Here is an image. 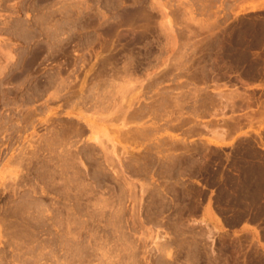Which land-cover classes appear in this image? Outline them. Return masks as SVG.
<instances>
[{"label": "rangeland", "instance_id": "obj_1", "mask_svg": "<svg viewBox=\"0 0 264 264\" xmlns=\"http://www.w3.org/2000/svg\"><path fill=\"white\" fill-rule=\"evenodd\" d=\"M114 8L116 9L115 12L112 10ZM60 9L63 11H60ZM118 10L119 12H117ZM124 11L130 13L140 11L142 15L138 13L139 15L136 17V19L139 18L138 21L135 19L138 24L135 22L137 25L135 24L133 27L128 26L126 22L119 25L120 27L117 26V29H120L114 31L118 35L122 34L118 38L122 37L123 39L119 40L116 34V37L112 34L113 37L107 34L104 28L108 25H114L115 27V21L122 22L123 13H126ZM82 13H84V16ZM116 13L121 15L118 14L117 16ZM60 15H63V18ZM98 19L100 20L98 21ZM36 20L39 23L35 22ZM103 20H107L106 23ZM38 24L42 28H39ZM24 26L27 28H24ZM54 29H57V37H60L56 41L60 44L58 43V46H55L57 48L55 50L50 48V41L52 40H50V37H53ZM71 29L75 30L72 31ZM37 30L42 32L39 33ZM46 33L48 34L46 35ZM134 37H137L138 43L133 41ZM104 39L107 43L103 41ZM5 47L7 49H4ZM5 52L9 57H7V54L5 55ZM0 54L4 57V60H2L3 58L0 56V69L2 70L0 71L3 74V76L0 74V83H2L0 84V264H6V262L17 264L15 259H11L12 252L13 256L17 252L23 258L25 256L23 260L27 258L30 260V257H32L31 253H26L27 251L32 250V253L36 255L38 253L39 255L42 246L51 244L48 240L53 236L50 237L51 233L49 234L52 227L48 223H51V220L47 222L44 216L49 214L53 217L60 213L63 216L59 215L58 218L54 216L52 221L55 219L56 221H54L57 224L63 220L59 227L66 228L67 231L71 227L68 232L72 228H74L72 231L77 232L76 230L79 228L76 234L71 231L75 234H73L74 238L71 235H68V237L70 236V240H75L77 236L75 242H78L81 246L82 244L85 246V242L89 245L85 247H89V251L92 250L91 254L94 256L89 253L91 258L88 257L90 260L87 259L85 262L89 260L90 264H104L106 259V264H109L108 260L112 264H132L134 262L135 264H259V260L252 249L253 238H249L248 235L232 234L231 229L243 221H257L264 225V0H0ZM105 57H109L110 62L114 59L112 64L108 62L104 66L101 65V60ZM91 67L93 68L91 69ZM21 71L24 72L20 73ZM29 71H31L30 74ZM116 72L117 75L119 74L118 76ZM96 73L99 76H96ZM94 74L97 78L93 76ZM26 75H30L29 78ZM59 76L64 78L61 79L63 80L62 83L59 81ZM25 77L27 80L24 79ZM30 77L40 79L37 80L40 86L38 85L39 88H36V94H34L37 98L34 100L33 97L31 101L28 87L26 88L29 85ZM99 77L101 80H99ZM108 77L110 79L113 77V81L111 79L110 82ZM117 77L123 78L122 80L126 84H122L123 81L120 78H118V82ZM150 77H154L156 80ZM53 78H56L59 82L56 79L54 81ZM105 79L108 83L105 82ZM157 80L158 83L152 84L151 89L152 85L149 86L148 84L152 81L157 82ZM22 81L23 85L21 84ZM74 81L77 86H75ZM92 81L98 83L100 81L101 85L104 83L102 87L106 89L100 88L101 85L98 84L99 86H97V83L94 84ZM64 83L65 85L69 84L70 89L75 86V90H78L81 86H83V89L87 87L84 89L85 93L90 88L97 87L99 90L94 91L98 92L97 95L92 93L96 99L91 95L87 99L85 98L88 101L81 102L79 99H75V96L69 98L67 94L69 96L70 93L66 92L67 85L64 89L67 94H62V91L58 97L53 96L55 99H51V95L49 96L50 91L52 90L53 93L56 87H60ZM119 83L125 85L123 87L120 84L122 87L120 86L119 89L123 88L122 90L115 89V86L119 87ZM72 84L75 85L72 86ZM112 84H114V87ZM127 85L129 88L125 89ZM110 86L112 87L110 88ZM1 89H3V92ZM160 89L163 91L166 89L171 97L165 90V95L168 94L166 95L167 100L162 99L166 96L162 95L164 93ZM110 90L111 94H109ZM149 90H151V93ZM99 91L108 94V97L109 95L112 97L113 94L114 101L104 96L109 101L108 103L104 100L105 104L108 103V109L106 108L107 105L104 108V102L102 107L99 104L102 101H95L97 98L99 99V96H102ZM122 91L123 94L125 93L123 96ZM22 94H24V97ZM61 94L68 98L66 99L68 102H65V97H62ZM121 96L123 99L116 98ZM159 96L163 97L160 98ZM134 97H136V100L138 99L136 105H146L153 102V100L157 102L158 106L162 105L157 110L156 103L154 104L155 116L144 115L142 121L137 120L139 122L136 127L141 128L144 126V129L148 127L143 133L146 136L150 134V136L141 135L142 138L139 139V133L136 136L139 139H136L139 141L138 145L135 142L136 146L134 144L136 140L133 141V139H130L131 137L129 138L130 132L125 134L128 135L126 138L128 137L130 141L125 137L122 140L125 135H122L123 131L119 132L117 130L119 127L121 129L120 125L124 119H127L123 115L121 117V113L118 114L120 112L119 110L117 112V109H120L118 103L122 105V100L123 103L127 104L124 101L128 102V98ZM19 98L27 101L28 105L26 103L24 105L26 108L17 105V103H23ZM157 98H160L161 101ZM47 99L49 100L47 101ZM135 99L134 101H136ZM170 99L172 100L170 101ZM116 100H118L117 103ZM9 102L12 104L10 105ZM72 103L75 114L67 115L65 109H69ZM87 103L91 104L93 109ZM94 104L96 105L94 106ZM125 104L122 105L123 107L121 106V109L125 108ZM178 105L179 107H177ZM14 106H18L19 109ZM83 106L86 107L85 110ZM114 107H117L116 113ZM27 108L28 110L31 108L29 115L33 119L29 118L30 123H28L29 119H26L27 122L25 120L23 122L24 118L22 119V113H26L25 109ZM93 111L100 114L96 117L95 113H92ZM111 111L114 113H108ZM76 112L84 113L83 115L92 118L91 120L96 119L94 136L102 134L100 133V131L104 132L102 130H109L106 134L108 137L104 136V133L102 134L103 140H106L104 147L108 149L104 150L103 146L99 144L97 146L98 142L95 141L96 143H94V140L89 139L92 133L86 123L82 122L83 120L79 121L78 117L77 119L73 117ZM90 113L93 115H89ZM159 113L160 115H158ZM109 114L115 116L112 118ZM161 115L163 116L161 117ZM70 116L73 117L74 122L79 121L84 124V126L80 125L84 127L85 133L79 137L75 136L76 138L72 137L71 141L67 137L70 141L67 144L68 139L66 138V141H63L65 135L63 136L62 132L58 130L66 128L63 125L66 123L68 125V122L64 124L62 122H65L64 120ZM102 119L106 121L104 122ZM115 119L119 120L120 123ZM128 119L125 120L129 122L127 123L128 126L135 124L131 120L128 121ZM148 119L149 121H147ZM59 121L60 123H57ZM4 124L5 126H3ZM50 125H53L51 126L53 129ZM127 125L122 127L125 133L128 128ZM54 128H58V130ZM57 131L59 133L56 135ZM140 131L142 132L143 129H140ZM52 135L54 137L58 136L55 138L58 141H55L53 148L50 146L49 149L47 146L50 145L51 139L53 143L55 140ZM44 138L46 141L49 140V142H46L49 145L45 143ZM85 141L87 142L85 143ZM130 142H133L134 145ZM40 143L44 144L41 145ZM129 144L131 145L129 146ZM44 145H47L48 149H43V147L45 148ZM70 146H77L81 150ZM86 147L88 150L84 152ZM101 147H103L104 152ZM61 149L65 152L60 151ZM93 150L94 152H91ZM72 153L76 154L72 155ZM69 154L70 157L76 156L75 162L74 158L67 159ZM93 154L95 155L93 156ZM139 156L140 159H143H137ZM59 157L62 158L61 161H66L60 162ZM55 158L59 159L55 161ZM129 158L134 159V161ZM71 162L74 163V166ZM65 173L66 175H64ZM51 174L53 175L51 176ZM65 188L68 190L65 191ZM17 203L22 205H19V209L25 208V214L23 209L17 212ZM24 203L26 204L25 207H23ZM70 204L74 208L71 209ZM26 207L29 209L27 208V210ZM15 208L17 209L16 213H19L17 219H22L24 215L26 217L23 216V220L27 219V221H22L13 227V224L16 225V222H13L16 219L13 216L14 214L9 213H15V210H13ZM29 210L33 211L30 212ZM37 210L40 211L37 212ZM36 213L39 214V217ZM65 214L66 216H64ZM89 214L91 215L89 216ZM208 214L219 222L222 221L225 228L216 231L214 224L208 220ZM6 216H9V218L7 219ZM67 217L68 220H65ZM39 218H42L45 222L40 221ZM80 218V222H83V224L79 222ZM87 218L89 219L87 220ZM69 219L73 221L69 222ZM7 220L9 223L12 221L13 224L7 223ZM46 222L49 227H47ZM22 223L29 224L26 225L29 227L24 228L25 226ZM34 223L35 226H32ZM65 225L70 226L67 229ZM59 227L60 230L61 227ZM62 228V231H60L64 232ZM19 231L20 233H18ZM28 231L35 238L33 242L32 239L29 242V238H21V235L24 236L29 233ZM33 232H36L35 236L37 238L33 235ZM17 234H21V237ZM102 238H105L104 240L107 243ZM17 240L21 245L24 243L23 247L17 245V242H15ZM69 242L72 243V241ZM75 242H73L72 247L75 250H71L74 253L76 252L77 255L81 254L79 249H77L79 253L76 250L79 246H76ZM92 245L98 247L94 246L93 248ZM103 245H105L104 248H102ZM18 246L20 247L18 248ZM29 247L33 248L30 250ZM48 247H46L47 249L42 248L43 251L41 250L46 257L48 256L46 254ZM82 247L79 248L83 249ZM85 247L84 249H86ZM20 248L24 252L26 251L25 254H22L23 251ZM71 250L67 251L72 253ZM104 250L106 253H110L106 254ZM58 253L63 254V257L65 255L67 259L79 258V256H73L76 253H73V255L69 253V255L67 252L70 257L65 254V251H59ZM96 253L97 255H95ZM43 255L40 256L42 260L40 258L39 263L55 264ZM104 255L106 257L108 255V257L105 258ZM18 259L21 258L18 257ZM81 259L79 258V261L76 262V259L74 262L72 260L71 262L70 260L67 261L70 264L77 262L79 264ZM29 260H26L27 264L30 263ZM24 263L23 261L20 264Z\"/></svg>", "mask_w": 264, "mask_h": 264}, {"label": "bare ground", "instance_id": "obj_2", "mask_svg": "<svg viewBox=\"0 0 264 264\" xmlns=\"http://www.w3.org/2000/svg\"><path fill=\"white\" fill-rule=\"evenodd\" d=\"M65 1H66V0H65ZM2 2H3V1H2ZM66 5H67V4H66ZM71 5H73V4H71ZM74 5H75V4H74ZM109 5H110V4H109ZM111 5H112V4H111ZM114 5H115V4H114ZM60 6H61V5H60ZM63 6H65V5H63ZM112 6H113V5H112ZM115 6H116V5H115ZM141 6H142V5H141ZM37 7H38V6H37ZM77 7H80V6H77ZM107 7H108V6H107ZM113 7H114V6H113ZM50 8H52V7H50ZM115 8H117V7H115ZM115 8L112 9V10H114V12L116 11ZM137 8H138V7H137ZM142 8H143V7H142ZM21 9H22V8H21ZM58 9H59V8H58ZM64 9H65V8H64ZM47 10H48V9H47ZM61 10H62V9H60V11H61ZM66 10H67V9H66ZM68 10H69V9H68ZM71 10H72V9H71ZM121 10H122V9H121ZM143 10H144V9H143ZM62 11H63V10H62ZM83 11H84V10H83ZM140 11H141V10H140ZM140 11H138V12H136V13H135V12H131V13H130V12H126V11H124V12H126V13H123V20H122L121 17H120V19L122 20V22H121V21H120V22H119V21H118V22L115 21L114 23H116V24H115V27H116V28L114 27V25H112V26H111V25H108L107 27L104 28V31H105L107 34H109V35H112V34H113V35L115 36V34H116V35H117V39H119V40L122 39V37H119V38H118V36H121L122 34H121V35H118V34L115 32V31H116L115 29H117V28H118L117 26L121 25L123 22H126V24L128 23V26L130 25V27H131V26L133 27V25L135 26V24H136L135 22H137L138 19H139V18L136 19V17H138V15L140 14ZM49 12H50V11H49ZM53 12H54V11H53ZM72 12H73V11H72ZM117 12H119V10H118ZM63 13H64V12H63ZM68 13H69V12H68ZM84 13H85V11H84ZM84 13H82V15H83ZM86 13H87V11H86ZM111 13H112V12H111ZM138 13H139V14H138ZM34 14H35V13H34ZM61 14H62V13H61ZM69 14H70V13H69ZM87 14H89V13H87ZM118 14H119V13H116L117 16H118ZM52 15H53V14H52ZM57 15H58V14H57ZM70 15H71V14H70ZM70 15H69V16H70ZM73 15H74V13H73ZM73 15H72V16H73ZM78 15H79V13H78ZM80 15H81V14H80ZM105 15H106V14H105ZM116 15H115V16H116ZM120 15H121V14H119V16H120ZM140 15H142V14H140ZM37 16H38V15H37ZM50 16H51V15H50ZM60 16H61V15H60ZM62 16H63V15H62ZM62 16H61V18H63ZM65 16H66V15H65ZM83 16H84V15H83ZM89 16H90V15H89ZM92 16H93V15H92ZM111 16H112V14H111ZM39 17H40V16H39ZM42 17L44 18L45 16H42ZM67 17H68V15H67ZM67 17H66V18H67ZM77 17H78V16H77ZM81 17H82V16H81ZM102 17H103V16H102ZM104 17H105V16H104ZM104 17H103V18H104ZM43 18H42V19H43ZM69 18H70V17H69ZM107 18H108V17H107ZM115 18H116V17H115ZM34 19H35V18H34ZM40 19H41V18H40ZM71 19H72V18H71ZM85 19H86V17H85ZM87 19H89V18H87ZM100 19H101V18H100ZM100 19H98V21H99ZM120 19H118V20H120ZM135 19H136L137 21H135ZM22 20H23V19H22ZM69 20H70V19H69ZM73 20H74V19H73ZM91 20H92V19H91ZM133 20H134V21H133ZM44 21H45V20H44ZM103 21H104V20H103ZM106 21H107V20H106ZM106 21H104V23H106ZM4 22H5V21H4ZM23 22H24V21H23ZM35 22H38V21L36 20ZM35 22H34V24H36ZM47 22H48V21H47ZM47 22H46V23H47ZM88 22H89V21H88ZM92 22H93V21H92ZM139 22H140V21H139ZM18 23H19V22H18ZM25 23H26V22H25ZM38 23H39V22H38ZM48 23H49V22H48ZM53 23H54V22H53ZM81 23H82V22H81ZM94 23H95V22H94ZM94 23H93V24H94ZM102 23H103V22H102ZM49 24H50V23H49ZM49 24H48V27H49ZM76 24H77V23H76ZM83 24H84V23H83ZM90 24H91V23H90ZM98 24H100V23H98ZM109 24H110V23H109ZM126 24H125V25H126ZM137 24H138V22H137ZM137 24H136V25H137ZM25 25H26V24H25ZM36 25H37V24H36ZM38 25H39V24H38ZM42 25H43V24H42ZM45 25H46V24H45ZM50 25H51V24H50ZM79 25H81V24H79ZM87 25H89V24H87ZM123 25H124V24H123ZM16 26H17V25H16ZM19 26H21V25H19ZM39 26H40V25H39ZM51 26H52V25H51ZM83 26H84V25H83ZM85 26H86V25H85ZM94 26H95V25H94ZM101 26H104V25H101ZM105 26H106V25H105ZM10 27H11V26H10ZM32 27H33V26H32ZM37 27H38V26H37ZM46 27H47V26H46ZM53 27H54V26H53ZM53 27H52V28H53ZM119 27H120V26H119ZM136 27H137V26H136ZM141 27H142V26H141ZM24 28H27V27L24 26ZM28 28H29V26H28ZM30 28H31V27H30ZM35 28H36V27H35ZM35 28H34V29H35ZM39 28H42V27L40 26ZM62 28H63V27H62ZM36 29H37V28H36ZM119 29H120V28H119ZM119 29H117V30H119ZM22 30H23V29H22ZM26 30H27V29H26ZM26 30H25V31H26ZM28 30H29V29H28ZM38 30H39V29H38ZM38 30H37V31H38ZM42 30H43V29H42ZM56 30H57V29H54V30H53L55 33L53 32V33H54V34L52 33V34H53V37H50V40L52 39V40L50 41V42H51V43H50V48H51V49L53 48V50L57 49V48H55V46H58V45H57L58 43L60 44V42H56V41L59 40V38H60V37H59V38L57 37L58 34H57ZM64 30H65V28H64ZM64 30H63V31H64ZM71 30L74 31L75 29H74V30L71 29ZM81 30H82V29H81ZM114 30H115V31H114ZM31 31H32V30H31ZM50 31H51V29H50ZM18 32H19V31H18ZM21 32H22V31H21ZM26 32H27V31H26ZM29 32H30V31H29ZM38 32H39V31H38ZM40 32H42V31H40ZM40 32H39V33H40ZM58 32H59V30H58ZM64 32H65V31H64ZM75 32H76V31H75ZM114 32H115V33H114ZM121 32H122V31H121ZM43 33H44V32H43ZM69 33H70V32H69ZM102 33H103V32H102ZM118 33H119V32H118ZM28 34H29V33H28ZM36 34H37V32H36ZM47 34H48V33H46V35H47ZM59 34H60V33H59ZM75 34H76V33H75ZM119 34H120V33H119ZM30 35H31V34H30ZM33 35H34V34H33ZM38 35H39V34H38ZM60 35H61V34H60ZM103 35H104V34H103ZM109 35H108V37H109ZM113 35H112V36H113ZM18 36H19V35H18ZM18 36H17V37H18ZM101 36H102V35H101ZM114 36H113V37H114ZM104 37H105V36H104ZM115 37H116V36H115ZM26 38H27V37H26ZM34 38H35V37H34ZM34 38H33V39H34ZM57 38H58V39H57ZM24 39H25V38H24ZM36 40H37V39H36ZM61 40H62V39H61ZM122 40H123V39H122ZM26 41H27V40H26ZM29 41H30V40H29ZM76 41H77V40H76ZM103 41L106 42V39H104ZM107 41H108V39H107ZM110 41H112V40H110ZM114 41H115V40H114ZM131 41H132V40H131ZM133 41H136V43H138V42H137V37H134V38H133ZM65 42H66V41H65ZM83 43L85 44L86 42H83ZM83 43H82V44H83ZM106 43H107V42H106ZM106 43H105V44H106ZM128 43H129V42H128ZM47 44H49V43H47ZM28 45H29V44H28ZM61 45H62V44H61ZM102 45H103V44H102ZM106 45H108V44H106ZM111 45H112V44H111ZM132 45H133V44H132ZM62 46H63V45H62ZM104 46H105V45H104ZM108 46H109V45H108ZM39 47H40V46H39ZM60 47H61V46H60ZM102 47H103V46H102ZM35 48H37V47H35ZM45 48H47V47H45ZM62 48H63V47H62ZM4 49H7V48L5 47ZM101 49L103 50V48H101ZM48 50H49V49H48ZM53 50H51V51H53ZM3 51H4V50H3ZM3 51H2V52H3ZM33 51H34V50H33ZM46 51H47V49H46ZM56 51H57V50H56ZM7 52H8V51H7ZM49 52H50V51H49ZM57 52H58V51H57ZM57 52H56V53H57ZM60 52H61V51H60ZM25 53H26V52H25ZM53 53H54V52H53ZM6 54H7V53L5 52V55H6ZM8 54H9V52H8ZM8 54H7V57H9ZM12 54H13V53H12ZM30 54H31V53H30ZM108 54H109V53H108ZM2 55H4V54L2 53ZM2 55L0 54V56L3 58V59H2V58H1V59L4 60V57H3ZM10 55H11V54H10ZM24 55H25V54H24ZM47 55H48V54H47ZM52 55H53V54H52ZM54 55H55V54H54ZM109 55H110V54H109ZM104 56H106V55H104ZM27 57H28V56H27ZM50 57H51V56H50ZM96 57H97V55H96ZM109 57H110V56H109ZM109 57H105L103 60H101V61H102V64H101V65L104 66L106 63L108 64V62L112 64V61H113L114 59L110 62ZM5 58H6V57H5ZM28 58H29V57H28ZM32 58H33V57H32ZM10 59H11V56H10ZM10 59H9V60H10ZM33 59H34V58H33ZM42 59H43V58H42ZM111 59H112V58H111ZM7 60H8V59H7ZM46 60H47V59H46ZM99 60H100V59H99ZM28 61H30V60H28ZM5 62H6V60H5ZM42 62H43V61H42ZM24 63H25V62H24ZM100 63H101V62H100ZM100 63H99V64H100ZM6 64H8V63H6ZM95 64H96V63H95ZM3 65H4V63L2 64V66H3ZM19 65H20V64H19ZM101 65H100V66H101ZM0 66H1V65H0ZM27 66H28V65H27ZM93 66H94V65H93ZM107 66H108V65H107ZM107 66H106V67H107ZM4 67H5V66H4ZM20 67H21V66H20ZM23 67H24V66H23ZM23 67H22V68H23ZM95 67H96V66H95ZM1 68H2V67H1ZM5 68H6V67H5ZM5 68H4V69H5ZM16 68H17V67H16ZM24 68H25V67H24ZM92 68H93V67H91V69H92ZM102 68H103V67H102ZM10 69H11V68H10ZM99 69H100V68H99ZM99 69H98V70H99ZM103 69H104V68H103ZM165 69H166V68H165ZM0 70H1V69H0ZM7 70H8V68H7ZM7 70H6V71H7ZM21 70H22V69H21ZM23 70H24V69H23ZM26 70L28 71L27 68H26ZM32 70H34V69H32ZM120 70H121V69H120ZM1 71H2V70H1ZM1 71H0V74H2ZM12 71H13V70H12ZM88 71L90 72L91 70H88ZM93 71H94V70H93ZM104 71H105V70H104ZM126 71H127V70H126ZM163 71H164V69H163ZM3 72H4V71H3ZM23 72H24V71H23ZM23 72L21 71L20 73H23ZM32 72H33V71H32ZM59 72H60V70H59ZM59 72H58V73H59ZM105 72H106V71H105ZM113 72H114V74H115V69H114ZM117 72L119 73V71H117ZM117 72H116V75H117ZM26 73H27V72H26ZM30 73H31V71H29V74H30ZM60 73H61V72H60ZM98 73H99V72H98ZM98 73H96V76H97V75L99 76ZM100 73H102V72H100ZM121 73H122V72H121ZM163 73H164V72H163ZM9 74H10V73H9ZM14 74H15V73H14ZM17 74H18V73H17ZM102 74H103V73H102ZM112 74H113V73H112ZM24 75H25V74H24ZM24 75H22V76L24 77ZM55 75H56V74H55ZM89 75H90V74H89ZM100 75H101V74H100ZM116 75H113V76H116ZM118 75H119V74H118ZM118 75H117V76H118ZM122 75H123V74H122ZM1 76H3V74H2ZM26 76H27V75H26ZM29 76H30V75H29ZM29 76H27V77L29 78ZM32 76H33V75H32ZM37 76H39V75H37ZM93 76L96 77L95 74H94ZM162 76H163V75H162ZM167 76H168V75H167ZM167 76H166V77H167ZM17 77H19V76H17ZM20 77H21V76H20ZM54 77H55V76H54ZM57 77H58V76H57ZM59 77H60V80H59V81H60V82H61V81L63 82V80H61L63 77H62V78H61V76H59ZM101 77H102V75H101ZM105 77H106V76H105ZM105 77H104V78H105ZM168 77H169V76H168ZM14 78H15V77H14ZM30 78H31V79H29V81H28V82H29V85L27 84L28 86H26V88L28 87L27 90H29V91H28V93H29V95H30V96H29V99H30V101H31L33 97H34V100L37 98L36 96H34V94H36V93H35V90H36V88H39L40 85H39V83H38V81H37V80L39 79L38 77H37L38 79H36L35 77H30ZM46 78H47V77H46ZM49 78H50V77H49ZM96 78H97V77H96ZM99 78H100V77H99ZM108 78H109V77H108ZM112 78H113V77H112ZM112 78H111V79H112ZM118 78L121 79V77H117V78H116L117 81H118ZM150 78H152V77H150ZM153 78H154V77H153ZM153 78H152V79H153ZM11 79H12V78H11ZM19 79H20V78H19ZM24 79L27 80L26 77H25ZM53 79H54V78H53ZM55 79H56V78H55ZM55 79H54V81H55ZM63 79H64V78H63ZM66 79H68V78H66ZM66 79H65V80H66ZM111 79L109 78L110 82H111ZM120 79H119V80H120ZM122 79H123V78H122ZM122 79H121V81H123ZM130 79H131V78H130ZM148 79H149V78H148ZM154 79L156 80V78H154ZM157 79H158V78H157ZM12 80H13V79H12ZM39 80H40V79H39ZM48 80H50V79H48ZM48 80H47V81H48ZM56 80H57V79H56ZM83 80H84V79H83ZM86 80H87V79H86ZM92 80H93V79H92ZM99 80H101V78H100ZM105 80H106V79H105ZM125 80H126V79H125ZM128 80H129V79H128ZM136 80L138 81V79H136ZM149 80H150V79H149ZM9 81H10V80H9ZM20 81H21V80H20ZM52 81H53V80H52ZM57 81H58V80H57ZM57 81H56V82H57ZM59 81H58V82H59ZM96 81H97V79H96ZM96 81H95V82H96ZM112 81H113V79H112ZM129 81H130V80H129ZM147 81H148V80H147ZM150 81H151V80H150ZM159 81H160V80H159ZM4 82H5V81H4ZM40 82H42V81H40ZM62 82H61V83H62ZM64 82H65V81H64ZM70 82H71V80H70ZM74 82H75V81H74ZM92 82H94V81H92ZM92 82H91V84H92ZM95 82H94V84H95ZM105 82H107V80H106ZM118 82H119V81H118ZM134 82H135V80H134ZM26 83H27V82H26ZM54 83H55V82H54ZM67 83H68V82H67ZM89 83H90V82H89ZM96 83H97V86L101 85V84H100V81H99V83H98V82H96ZM107 83H108V82H107ZM129 83H130V82H129ZM129 83H128V85L130 86ZM131 83H132V82H131ZM140 83H141V82H140ZM147 83H148V82H147ZM156 83H158V80H157V82H153V81H152V83L150 82V84H148V85L151 86L152 84H156ZM0 84H2V83H0ZM21 84L23 85V81H22ZM40 84H44V83H40ZM51 84H52V83H51ZM59 84H60V83H59ZM59 84H57V85H59ZM75 84H76V85H75ZM75 84H72V86H74V85L77 86V83H76V82H75ZM80 84H81V83H80ZM94 84H93V87L95 86ZM98 84H99V85H98ZM103 84H104V83H103ZM103 84H102L101 86H99V87L101 88V87L103 86ZM120 84H121V83H119V87H116V86H115V89H117V88L119 89L120 86H121L122 84H126V83H124V81H123L122 84H121V85H120ZM132 84L134 85V83H132ZM38 85H39V86H38ZM48 85H49V83H48ZM48 85H47V86H48ZM66 85H67V84H66ZM66 85H65V83H64V85L62 84V85H60V87H59V86L56 87V89L54 90L53 93H52V90L50 91L51 93L48 92V93H49V96L51 95L50 97H52L51 99H55V98H53V96L58 97L59 94L63 91L62 94H64V93L67 94L66 92H68V93H70V95L68 96V94H67V97H69V98H71V97L74 98V96H75V99H79L80 102H81V101L86 100L90 95H91V96H94V98H95V95H94V94H96V93H98V92H94V91H98V90H99V88L97 89V87H96V88L94 87V88H92V89H91V88H90V89L88 88L89 91H87V92L85 93L84 89L87 88L86 86H85L86 88H84V89H83V86H81V87H79L78 90H77V89L75 90V89H74L75 86H74V88H73L74 90H73L72 88L70 89V86H69V84H68V85H67L66 92H65L64 89L66 88ZM86 85H88V84H86ZM105 85H106V83H105ZM105 85H104V86H105ZM112 85H113V87H114V84H112ZM115 85H116V83H115ZM117 85H118V84H117ZM128 85H127V86H128ZM136 85H137V84H136ZM136 85H135V86H136ZM142 85H143V84H142ZM144 85H145V83H144ZM148 85H147V86H148ZM157 85H158V84H157ZM17 86H18V85H17ZM42 86H43V85H42ZM54 86H55V84L53 85V87H54ZM68 86H69V87H68ZM107 86H108V84H107ZM122 86L124 87L125 85H122ZM122 86H121V87H122ZM127 86L125 87V89L129 88V86H128V87H127ZM154 86H156V85H154ZM160 86H161V85H160ZM160 86H159V87H160ZM53 87H52V88H53ZM91 87H92V86H91ZM111 87H112V86H110V88H111ZM152 87H153V85L151 86V89H152ZM156 87H157V86H156ZM156 87H155V88H156ZM159 87H158V88H159ZM16 88H18V87H16ZM45 88H47V87H45ZM50 88H51V87H50ZM77 88H78V87H77ZM147 88H148V87H147ZM164 88H165V87H164ZM164 88H163V89H164ZM6 89H7V88H6ZM11 89H12V88H11ZM21 89H22V88H21ZM96 89H97V90H96ZM102 89H104V88L102 87ZM105 89H106V88H105ZM105 89H104V90H105ZM122 89H123V88H122ZM122 89H119V90H122ZM125 89H124V91H126ZM148 89H149V88H148ZM2 90H3V89H1V91H2ZM37 90H39V89H37ZM45 90H46V89H45ZM67 90H68V91H67ZM119 90H118V91H119ZM131 90H132V89H131ZM137 90H138V89H137ZM139 90H142V89H139ZM157 90H159V89H157ZM160 90H161V89H160ZM165 90H166V89H165ZM165 90H164V91H165ZM25 91H26V90H25ZM41 91H43V90H41ZM101 91H103V90H101ZM107 91H108V88H107ZM129 91H130V90H129ZM143 91H144V90H143ZM143 91H142V92H143ZM161 91H163V90H161ZM164 91H163V93H164ZM2 92H3V91H2ZM22 92H24V91H22ZM88 92H89V93H88ZM112 92H113V91H112ZM119 92H120V91H119ZM126 92H128V91H126ZM144 92H146V91H144ZM144 92H143V93H144ZM149 92L151 93V90H149ZM166 92H167V90H166ZM39 93H40V92H39ZM43 93H44V92H43ZM43 93H42V94H43ZM48 93H47V95H48ZM92 93H94V94H92ZM100 93H101V94H100ZM107 93H108V92H107ZM113 93H114V92H113ZM128 93H129V92H128ZM135 93H136V91H135ZM146 93H147V92H146ZM154 93H155V92H154ZM158 93H159V92H158ZM167 93L169 94V92H167ZM20 94H21V92H20ZM25 94H26V93H25ZM62 94H61V96H62ZM99 94L102 95L101 97H104V96H106V98L108 97V94L106 95L105 93H102V92H100V91H99ZM99 94H98V96H99ZM109 94H111V90H110V93H109ZM114 94H115V93H114ZM117 94H118V93H117ZM124 94H125V93H124ZM124 94H123V91H122V96H123ZM156 94H157V93H156ZM156 94H154V95H156ZM159 94H160V93H159ZM161 94H162V93H161ZM168 94H166V95H168ZM3 95H4V94H3ZM23 95H24V94H22V96H23ZM26 95H27V94H26ZM39 95H40V94H39ZM39 95H37V96H39ZM47 95H46V96H47ZM96 95H97V94H96ZM127 95H128V94H127ZM136 95H137V94H136ZM145 95H146V94H145ZM147 95H148V94H147ZM147 95H146V96H147ZM162 95H165V93L162 94ZM166 95H165V96H166ZM169 95H170V94H169ZM12 96H13V95H12ZM17 96H18V95H17ZM61 96H60V97H61ZM63 96L65 97V95H63ZM63 96H62V97H63ZM98 96H97V97H98ZM115 96H116V94H115ZM122 96H121V97H122ZM138 96H139V95H138ZM146 96H145V97H146ZM150 96H151V95H150ZM20 97H21V96H20ZM23 97H24V96H23ZM23 97H22V99H24ZM26 97H27V96H26ZM50 97H49V98H50ZM67 97H65V100L68 99ZM101 97L99 96V99H100V100L97 98V100H95V101H96V102H100V101H102V102H100L99 104H101L102 107H103V105H104V108H105V105H107V106H106V108H107V107H108V103H109V101L106 100L105 97H104L103 99H102ZM112 97H113V94H112ZM112 97H110V95H109L108 98H109L110 100H113ZM121 97H120V98L116 97V98H117V99H123V97H122V98H121ZM127 97H128V96H127ZM129 97H131V96L129 95ZM154 97H155V96H154ZM159 97L162 98L163 96H162V97L159 96ZM170 97H171V95H170ZM12 98H13V97H12ZM85 98H86V99H85ZM91 98H92V97H91ZM114 98H115V97H114ZM135 98H136V97H134V98H128V99H129L128 102L125 100L124 102H126L127 104L123 103V101L121 100L122 105L125 104V105H124L125 108H124V109H121L123 106L121 105V103H118L119 106H120V109H121V110H120L119 108L117 109V112H118V110L120 111V112H118V114L121 113V115H120L121 117H122V115H123L125 118H127V119L129 118L128 121L131 120V122H134V123H135L134 125L128 126L127 123H129V122H126L127 119H124L123 122H122V124L120 125L122 130L120 129V127H119V129L117 128V130H118L119 132H120V131H121V132L123 131L122 135L128 134V133L130 132V133H129V135H130L129 138L131 137L130 139H131V140L133 139V141L136 140V139H138L136 136H137L139 133H140V135H138L139 139L142 138L141 135L146 136V135H144V133H145L146 129L148 128V127H146V128L144 129V128H143L144 126L141 127V128H137V127H136V124H138V122L142 119V117H143L144 115H146V116H147V115H149V116L152 115V117H153V115H154V110H156V109H155V105H154L155 103H156V106H157V107H156L157 110H159L158 107L160 106V105L158 106V104H157V102H155V100H153L154 103L151 102V103H148V104L144 103V104H146V105H140V104H139V105H138V104L136 105V103L138 102V101H137L138 99L136 100ZM152 98H153V97H152ZM155 98H156V97H155ZM160 98H157V99H160ZM164 98L166 99L167 96H166V97H163L162 99H164ZM172 98H173V97H172ZM1 99H2V98H1ZM4 99H5V98H4ZM19 99H20L21 102L23 101V100H21V98H19ZM19 99H18V100H19ZM75 99H74V100H75ZM95 99H96V98H95ZM101 99H102V100H101ZM124 99H125V97H124ZM134 99H135L136 101H134ZM146 99H147V97H146ZM177 99H178V98H177ZM48 100H49V99H47V101H48ZM60 100H61V99H60ZM69 100H70V99H69ZM104 100L108 101V103L105 104L106 102H104ZM142 100H143V99H142ZM166 100H167V99H166ZM168 100H169V99H168ZM171 100H172V99H170V101H171ZM174 100H176V99H174ZM2 101H3V100H2ZM7 101H8V100H7ZM7 101H6V102H7ZM36 101H37V100H36ZM86 101H88V100H86ZM113 101H114V100H113ZM117 101H118V100H116V103H117ZM139 101H140V100H139ZM144 101H145V100H144ZM150 101H151V100H150ZM156 101H157V100H156ZM160 101H161V99H160ZM164 101H165V100H164ZM177 101H178V100H177ZM6 102H5V103H6ZM10 102H11V101H10ZM10 102H9V103H10ZM12 102H13V100H12ZM15 102H16V101H15ZM17 102H18V101H17ZM26 102H27V101L25 100V101H23L22 104H21V103H20V104L17 103V105H20V106H23V107H24V105H25ZM65 102H68V101L66 100ZM77 102H78V100H77ZM77 102H76V103H77ZM96 102H95V103H96ZM103 102H104V103H103ZM148 102H149V101H148ZM158 102H159V101H158ZM165 102H166V101H165ZM0 103H1V102H0ZM31 103H33V102H31ZM31 103H30V104H31ZM91 103H92V102H91ZM102 103H103V105H102ZM159 103H160V102H159ZM162 103H163V102H162ZM168 103H170V102H168ZM2 104H3V103H2ZM11 104H12V103H10V105H11ZM26 104H27V103H26ZM81 104H82V103H81ZM87 104H88V103H87ZM111 104H112V102H111ZM141 104H143V103H141ZM164 104H165V103H164ZM171 104H172V103H171ZM174 104H175V103H174ZM178 104H179V103H178ZM27 105H28V104H27ZM64 105H65V104H64ZM74 105H75V103H74ZM78 105H79V104H78ZM88 105H90V107H91V104H88ZM95 105H96V104H94V106H95ZM97 105H98V103H97ZM169 105H170V104H169ZM7 106H9V105H7ZM86 106H87V105H86ZM101 106H100V107H101ZM116 106H117V105H116ZM121 106H122V107H121ZM161 106H162V105H161ZM161 106H160V108H161ZM163 106H164V105H163ZM12 107H13V105H12ZM14 107H16V106H14ZM79 107H80V106H79ZM81 107H82V106H81ZM83 107H85V106H83ZM96 107H98V106H96ZM112 107H113V105H112ZM112 107H111V108H112ZM117 107H118V106H117ZM117 107H114V108H115V113H116V108H117ZM164 107H165V106H164ZM164 107H163V108H164ZM167 107H168V106H167ZM167 107H166V109H167ZM177 107H179V105H178ZM8 108H9V107H8ZM16 108H18V106H17ZM21 108H22V107H21ZM24 108H26V107H24ZM28 108H29V107H28ZM28 108L25 109V110H26V113L24 112L25 114L22 113V115H23V116H22V119L24 118V119H23V122H25V121L27 122L26 119H29V118H30V115H29L30 112H29V111L31 110V108H30V110H28ZM64 108H65V107H64ZM88 108H89V107H88ZM91 108H92V107H91ZM98 108H99V107H98ZM109 108H110V107H109ZM10 109H11V108H10ZM18 109H19V108H18ZM78 109H79V108H78ZM85 109H86V107L84 108V110H85ZM92 109H93V108H92ZM96 109H97V108H96ZM107 109H108V108H107ZM23 110H24V109H23ZM25 110H24V111H25ZM80 110H83V109H80ZM112 110H113V109H112ZM32 111H33V110H32ZM32 111H31V112H32ZM96 111H97V110H96ZM106 111H107V110H106ZM162 111L164 112L163 109H162ZM33 112H34V111H33ZM74 112H75V110H74L73 103H72V105L69 107V109H65V113H66L67 115L75 114ZM97 112H100V111H97ZM112 112H113V111L108 112V113H112ZM158 112H159V111H158ZM19 113H20V112H19ZM34 113H35V112H34ZM34 113H31V114L33 115ZM82 113H83V112H82ZM88 113H89V112H88ZM92 113H95V116H96V115L98 116V114H100V113L96 114V112H94V111H93ZM92 113H90L89 115H91ZM113 113H114V112H113ZM155 113H157V112H155ZM161 113H162V112H161ZM83 114H84V113H83ZM83 114L76 112V115H75V116L72 115V116L75 117L76 119H77V117H78V120H79V121H80V120H83L82 122L86 123V125L88 126V128L90 129V131H91V133H92V135L89 137V139H91L92 141L94 140V143L98 142V143H97V146H98V144H99V145H101V146L104 147V146L106 145V143H104L106 140H103L104 137L102 138V136H103V135L105 136L106 134H108L109 130H107L108 132L105 131V130H102V131H104V132H101V131H100V133H102V134L104 133L103 135H102V134H100V135L97 134V135L94 136L93 133H94L95 125H96V119L91 120L92 118L90 119V117L84 116ZM86 114H87V113H86ZM126 114H127V116H126ZM8 115H9V114H8ZM32 115H31V116H32ZM92 115H93V114H92ZM109 115H110V114H109ZM158 115H160V113H159ZM158 115H157V116H158ZM6 116H7V115H6ZM97 116H96V117H97ZM110 116H112V115H110ZM113 116H115V115L113 114ZM113 116H112V118H113ZM154 116H155V115H154ZM162 116H163V115H161V117H162ZM9 117H10V115H9ZM73 117L70 116L68 119H66L67 121L63 119V120L65 121V122H62L63 124L66 123V122H68V125H67V123H66L65 125L62 124L64 127L66 126V128H63V129H61V130H58V128H57V129L54 128L55 130H58L59 132H62V135H63V136L65 135V138H63V141H64L67 137L70 138V141H71V138H72V137H75V136H78V137H79V136H81L83 133H85V132H84L85 129H84V127H83L84 124L80 123V122L77 121L76 119H75V120H76L77 122H74ZM101 117H102V115L100 116V118H101ZM116 117H117V116H116ZM116 117H115V118H116ZM144 117H145V116H144ZM152 117H150V118H152ZM158 117H159V116H158ZM158 117H157V118H158ZM13 118H14V116H13ZM15 118H16V117H15ZM18 118H20V117H18ZM71 118H72V119H71ZM100 118H99V119H100ZM30 119H33V118H30ZM30 119L28 120V121H29L28 123H30ZM61 119H62V118H61ZM118 119L120 120V118H118ZM138 119H139V121L137 122ZM8 120H9V119H8ZM10 120H12V119H10ZM16 120H17V119H16ZM18 120H19V119H18ZM20 120H21V119H20ZM24 120H25V121H24ZM100 120H101V119H100ZM102 120H103L104 122L106 121V120H104V119H102ZM111 120H113V119H111ZM115 120H116V119H115ZM119 120H116V121H118V122L120 123ZM125 120H126V121H125ZM152 120H153V119H152ZM154 120H155V119H154ZM0 121H1V120H0ZM31 121H32V120H31ZM61 121H62V120H61ZM113 121H114V120H113ZM141 121H142V120H141ZM147 121H149V119H148ZM8 122H9V121H8ZM10 122H13V121H10ZM14 122H15V120H14ZM14 122H13V123H14ZM19 122H20V121H19ZM2 123H3V122H2ZM21 123H22V122H21ZM57 123H60V121L57 122ZM119 123H118V124H119ZM0 124H1V123H0ZM14 124H15V123H14ZM26 124H27V123H26ZM31 124H32V123H31ZM80 124H82L83 126L80 125ZM8 125H9V123H8ZM11 125H13V124H11ZM21 125H22V124H21ZM28 125H29V124H28ZM57 125H58V124H57ZM57 125H56V126H57ZM86 125H85V127H86ZM126 125L128 126V128L126 129V133H125V130H124L122 127H124V126H126ZM3 126H5V124H4ZM3 126H2V127H3ZM14 126H15V125H14ZM14 126H13V127H14ZM51 126H53V125H50V127H51ZM54 126H55V125H54ZM152 126H153V125H152ZM8 127H9V126H8ZM106 127H107V125H106ZM108 127H109V126H108ZM158 127H160V126H158ZM10 128H11V127H10ZM18 128H20V127H18ZM51 128L53 129V127H51ZM61 128H62V127H61ZM149 128H150V126H149ZM20 129H21V128H20ZM48 129H49V128H48ZM52 129H51V131H52ZM59 129H60V128H59ZM104 129H105V128H104ZM106 129H107V128H106ZM114 129H115V128H114ZM140 129H141V130L143 129V131H142V132H141V131L139 132ZM4 130H6V129H4ZM9 130H10V129H9ZM9 130H8V131H9ZM55 130H54V131H55ZM144 130H145V131H144ZM148 130H149V129H148ZM153 130H154V129H153ZM6 131H7V130H6ZM13 131H14V129H13ZM47 131L49 132L50 130H47ZM58 131H57V133L55 132L56 135L59 133ZM86 131H87V130H86ZM118 131H117V132H118ZM52 132H53V131H52ZM52 132H51V133H52ZM105 132H107V133H105ZM117 132H116V134H117ZM119 132H118V133H119ZM143 132H144V133H143ZM150 132H151V130H150ZM55 133H54V134H55ZM111 133H112V132H111ZM114 133H115V132H114ZM141 133H142V134H141ZM148 133H149V132H148ZM10 134H11V132H10ZM10 134H9V135H10ZM13 134H14V133H13ZM48 134H49V133H48ZM109 134H110V133H109ZM98 135H99V136H98ZM112 135H113V134H112ZM151 135H152V134H151ZM43 136H45V135H43ZM47 136H49V135H47ZM47 136H46V138H47ZM52 136H53V135H52ZM52 136H50V137H52ZM63 136H62V137H63ZM87 136H88V134H87ZM106 136H107V135H106ZM126 136H128V135L123 136V139L121 138L122 136H121L120 138H121L122 140H124V137H125V139L128 138V137L126 138ZM147 136H150V134L147 135ZM147 136H146V137H147ZM8 137H9V136H8ZM41 137H42V136H41ZM50 137H49V138H50ZM57 137H58V136H57ZM57 137H54V136H53L54 139L57 138ZM60 137H61V134H60ZM107 137H108V136H107ZM151 137H152V136H151ZM13 138H14V137H13ZM68 138H67V139H68ZM75 138H76V137H75ZM86 138H87V137H86ZM101 138H102V139H101ZM117 138H119V137H117ZM129 138H128V140H129ZM44 139H45V138H44ZM78 139H79V138H78ZM139 139H138V140H139ZM151 139H152V138H151ZM42 140H43V139H42ZM59 140H60V139H59ZM85 140H86V139H85ZM108 140H109V138H108ZM148 140H149V138H148ZM172 140H173V139H172ZM55 141H58V140L55 139V140H54V143H53V141H52V139H51V141H50L51 143H49V144H50V145H49V144L46 143V142H49V140L46 141V139H45V143H46L47 145H49V146L44 145L45 148L43 147V149H48V148L50 149L52 146H54ZM61 141H62V140H61ZM63 141H62V142H63ZM65 141H66V140H65ZM68 141H69V139L66 141L67 144H68ZM70 141H69V142H70ZM79 141H80V140H79ZM95 141H96V142H95ZM129 141H130V140H129ZM144 141H145V139H144ZM77 142H78V140H77ZM86 142H87V141H85V143H86ZM107 142H108V141H107ZM135 142H136V144L138 145V142H139V141H137V140L134 141V144H135ZM56 143L58 144V142H56ZM60 143H61V142H60ZM63 143H64V142H63ZM63 143H61V144H63ZM73 143H74V139H73ZM85 143H84V144H85ZM130 143L133 144V142H130ZM140 143H141V141H140ZM38 144H39V143H38ZM40 144L43 145L44 143H43V144L40 143ZM64 144H66V143H64ZM67 144H66V145H67ZM70 144H71V143H70ZM88 144H89V143H88ZM131 144H129V146H130ZM134 144H133V145H134ZM136 144H135V146H136ZM58 145H59V144H58ZM58 145H57V147H58ZM66 145H65V146H66ZM74 145H75V144H74ZM91 145L93 146V144H91ZM46 146H47L48 148H47ZM50 146H51V147H50ZM67 146H68V145H67ZM67 146H66V148H67ZM82 146H83V145H82ZM87 146H88V145H87ZM92 146H91V147H92ZM94 146H95V145H94ZM108 146H109V145H108ZM108 146H106V147H108ZM114 146H115V145H114ZM57 147H56V148H57ZM62 147H64V146H62ZM62 147H61V148H62ZM70 147H71V146H70ZM72 147H76V148H78V150L80 149V148L77 147V146H72ZM72 147H71V148H72ZM80 147H81V145H80ZM84 147H85V145H84ZM103 147H101V150H102ZM141 147H142V146H141ZM37 148H38V147H37ZM40 148H41V146H40ZM52 148H53V147H52ZM59 148H60V147H59ZM59 148H58V149H59ZM66 148L64 147L65 150L68 149V148H67V149H66ZM81 148H82V147H81ZM92 148H93V147H92ZM110 148H113V147H110ZM125 148H126V147H125ZM130 148H131V147H130ZM150 148H151V147H150ZM35 149H36V147H35ZM54 149H55V148H54ZM90 149H91V148H90ZM95 149H96V148H95ZM106 149H108V148H106ZM106 149H105V147H104V150H106ZM128 149H129V148H128ZM62 150H63V149H61L60 151H62ZM76 150H77V149H76ZM80 150H81V149H80ZM84 150H85L84 152H86V150H88L87 147H86ZM91 150H92V149H91ZM111 150H112V149H111ZM111 150H110V151H111ZM32 151H34V150H32ZM63 151H64V150H63ZM68 151H69V150H68ZM73 151H74V150H73ZM89 151H90V150H89ZM102 151H103V150H102ZM35 152H36V151H35ZM58 152H59V150H58ZM64 152H65V151H64ZM71 152H72V151H71ZM82 152H83V151H82ZM91 152H94V150L91 151ZM103 152H104V151H103ZM107 152H108V151H107ZM149 152H150V151H149ZM40 153H41V152H40ZM145 153H146V152H145ZM32 154H33V152H32ZM37 154H38V153H37ZM60 154H61V153H60ZM62 154H63V153H62ZM67 154H68V153H67ZM73 154H74V153H72V155H73ZM75 154H76V153H75ZM75 154H74V155H75ZM77 154H78V153H77ZM79 154H81V153L79 152ZM150 154L152 155V153H150ZM65 155H66V154H65ZM81 155H82V154H81ZM81 155H80V156H81ZM83 155H85V154H83ZM86 155H87V154H86ZM90 155H91V154H90ZM90 155H89V156H90ZM94 155H95V154H93V156H94ZM98 155H99V154H98ZM111 155H112V154H111ZM146 155H147V154H146ZM48 156H49V155H48ZM59 156H60V155H59ZM112 156H113V155H112ZM126 156H127V155H126ZM131 156H132V155H131ZM134 156H136V155L134 154ZM34 157H35V156H34ZM38 157H39V156H38ZM49 157H51V156H49ZM57 157H58V156H57ZM61 157H63V156H61ZM61 157H59V158H60V162L66 161V160L61 161V159H62ZM75 157H76V156H74V157H73V156L70 157V154H69V157H67V159L74 158V159H75L74 162H75V161H76V158H75ZM86 157H87V156H86ZM108 157H109V156H108ZM115 157H116V156H115ZM148 157H149V154H148ZM151 157H152V156H151ZM36 158H37V157H36ZM51 158H52V157H51ZM59 158H57V159H59ZM80 158H81V157H80ZM87 158H88V157H87ZM87 158H86V159H87ZM89 158H90V157H89ZM92 158H93V157H92ZM125 158H126V157H125ZM130 158H131V157H130ZM130 158H129V159H130ZM135 158H137V157H135ZM149 158H150V157H149ZM47 159H49V158H47ZM57 159L55 158L54 160L57 161ZM64 159H65V157H64ZM77 159H78V158H77ZM90 159H91V158H90ZM111 159H112V158H111ZM137 159H140V156H139V158H137ZM142 159H143V158H142ZM142 159H140V160H142ZM144 159H145V158H144ZM38 160H39V159H38ZM70 160H71V159H70ZM78 160H79V159H78ZM91 160H92V159H91ZM102 160H103V159H102ZM108 160H110V159H108ZM130 160H131V159H130ZM178 160H180V159H178ZM55 161H54V163H55ZM79 161H80V160H79ZM131 161H134V159L131 160ZM136 161L138 162V160H136ZM136 161H135V162H136ZM45 162H46V161H45ZM51 162H52V161H51ZM69 162H70V161H69ZM72 162H73V161H72ZM72 162H71V164H72ZM122 162H123V161H122ZM64 163H65V162H64ZM67 163H68V162H67ZM76 163H77V162H76ZM78 163H79V162H78ZM104 163H105V162H104ZM107 163H108V162H107ZM111 163H112V162H111ZM170 163H171V162H170ZM36 164H37V163H36ZM49 164H51V163H49ZM71 164H70V165H71ZM108 164H109V163H108ZM120 164H121V163H120ZM135 164H136V163H135ZM171 164H172V163H171ZM171 164H170V165H171ZM38 165H39V164H38ZM52 165H53V164H52ZM55 165H56V164H55ZM55 165H54V166H55ZM58 165H59V164H58ZM72 165L74 166V163H73ZM76 165H77V164H76ZM76 165H75V166H76ZM130 165H131V164H130ZM56 166H57V165H56ZM68 166H69V164H68ZM73 166H70V167L72 168ZM136 166H137V165H136ZM28 167H29V166H28ZM63 167H64V166H63ZM66 167H67V164H66ZM76 167H77V166H76ZM78 167H79V166H78ZM52 168H53V167H52ZM60 168H62V167H60ZM137 168H138V167H137ZM147 168H148V167H147ZM46 169H47V168H46ZM50 169H51V168H50ZM64 169H65V167H64ZM77 169H78V168H77ZM98 169H100V168H98ZM104 169H105V168H104ZM129 169H130V167H129ZM55 170H56V169H55ZM79 170H80V169H79ZM99 171H101V170H99ZM99 171H98V172H99ZM32 172H33V171H32ZM56 172H57V171H56ZM62 172H63V170H62ZM34 173H35V172H34ZM58 173H59V172H58ZM63 173H64V172H63ZM76 173H77V172H76ZM44 174H45V173H44ZM78 174H79V173H78ZM99 174H100V173H99ZM52 175H53V174H51V176H52ZM60 175H62V174H60ZM64 175H66V173H65ZM74 175H75V174H74ZM43 176H44V175H43ZM100 176H101V175H100ZM40 177H41V176H40ZM58 178H59V177H58ZM67 178H68V177H67ZM69 178H70V177H69ZM72 178H73V177H72ZM97 178H98V177H97ZM70 179H71V178H70ZM54 180H55V179H54ZM43 181H44V180H43ZM70 183H71V182H70ZM77 183H78V182H77ZM80 184H81V183H80ZM73 185H74V184H73ZM12 188H13V187H12ZM67 188H68V187H67ZM67 188H65V191H66ZM67 190H68V189H67ZM69 190H70V189H69ZM65 191H64V192H65ZM10 193H11V192H10ZM13 193H14V192H13ZM55 193H56V192H55ZM68 195H69V194H68ZM68 195H67V196H68ZM73 196H74V195H73ZM68 197H69V196H68ZM29 198H30V197H29ZM63 198H64V196H63ZM66 198H67V197H66ZM67 199H69V198H67ZM21 201H22V200H21ZM68 201H69V200H68ZM73 201H74V200H73ZM76 202H77V201H76ZM35 203H36V202H35ZM35 203H34V204H35ZM55 203H56V202H55ZM65 203H66V202H65ZM71 203H72V202H71ZM77 203H78V202H77ZM80 203H81V202H80ZM15 204H16V203H15ZM22 204H23V203H22ZM29 204H30V203H29ZM74 204H75V203H74ZM17 205H18V206H17V207H18V208H17L18 210H17L16 208L13 209V210H15V211H14L15 213H16V210H17V212H20L21 209H23V210L25 209V208H21V209H19V207H20L19 205H21V204H18V203H17ZM25 205H26V204L24 203L23 207H25ZM56 205H57V204H56ZM67 205H68V204H67ZM76 205H77V204H76ZM8 206H9V205H8ZM21 206H22V205H21ZM27 206H28V205H27ZM29 206H30V205H29ZM29 206H28V207H29ZM31 206H32V205H31ZM69 206L71 207V204H70ZM101 206H102V205H101ZM111 206H112V205H111ZM14 207H15V205H14ZM28 207H26V209H27ZM37 207H38V205H37ZM51 207H52V206H51ZM51 207H50V208H51ZM70 207H69V209H70ZM72 207H73V206H72ZM72 207H71V209H72ZM31 208H32V207H31ZM31 208H30V209H31ZM47 208H49V207H47ZM73 208H74V207H73ZM28 209H29V208H28ZM28 209H27V210H28ZM44 209H45V208H44ZM51 209H52V208H51ZM69 209H68V211H69ZM71 209H70V210H71ZM76 209H77V208H76ZM86 209H87V208H86ZM117 209H118V208H117ZM33 210H34V209H33ZM33 210H31V211H33ZM118 210H119V209H118ZM29 211H30V210H29ZM31 211H30V212H31ZM39 211H40V210H39ZM39 211L37 210V212H39ZM42 211H43V210H42ZM24 212H25V210L23 211V213H24ZM46 212H47V211H46ZM52 212H53V210H52ZM55 212H56V211H55ZM72 212H74V211H72ZM79 212H80V209H79ZM15 213H9V214H12V215L14 214L13 216H14V218H15L16 220L13 219V220H14L13 222H16V225L13 224V223H11L12 221H10V223H9L8 220H7V223H9V224H11V225L13 224L12 226L14 227V226H17V224H20L22 221H25V220L27 221V219L23 220V216H24V215L22 216V219H19V220H18V219H17V218H18L17 214H19V213H16V216H15ZM21 213H22V211H21ZM23 213H22V214H23ZM25 213H26V212H25ZM25 213H24V214H25ZM41 213H42V212H41ZM44 213H45V212H44ZM44 213H43V214H44ZM68 213H69V212H68ZM74 213H75V212H74ZM3 214H4V213H3ZM29 214H31V213H29ZM29 214H28V215H29ZM32 214H33V213H32ZM36 214H38V213H36ZM43 214H42V216H44L46 213H45L44 215H43ZM60 214H61V213H60ZM60 214H59V215H60ZM63 214H64V212H63ZM66 214H67V213H66ZM66 214H65L64 216H66ZM51 215H52V214H51ZM59 215H56L57 218H58ZM68 215H69V214H68ZM71 215H72V214H71ZM90 215H91V214H89V216H90ZM9 216H10V215H9ZM9 216H8V217L6 216L7 219L9 218ZM20 216H21V214H20ZM20 216H19V217H20ZM29 216H31V215H29ZM37 216L39 217V214H38ZM54 216H55V215H54ZM54 216H53V217H54ZM56 216H55V217H56ZM60 216H63V215H60ZM72 216H73V215H72ZM72 216H71V217H72ZM74 216H75V215H74ZM10 217H12V216H10ZM24 217H26V216H24ZM35 217H36V216H35ZM44 217H45L44 219H45L47 222H48V220H49V221L51 220V223H48V224L52 227V228H51L52 230H50L49 234L51 233V234H50V237L53 235L51 238L49 237L50 240L47 239L48 242H51V244L49 243V245H47V244L45 245L46 247L49 246V247H48V250L46 251V254L48 255V256H47L48 258H47L45 255H43V252H42V251L46 248L45 246H42V248H44V247H45V248H44L43 250H42V248L40 249L39 252H41V253H39V255H38V253H37V255L34 254V253H32V250H31V249H32L33 247H32V248L29 247L31 251H30V252H29V251H27V252L25 251V252H26L27 254H29V253L32 254V255L30 254V255L32 256V257H30V260L33 259L34 257H35V259H33V260L30 261L29 258L26 257V258L29 260V262H30V263H29V262H28V263H29V264H40V263L43 264V262H40V263H39L40 258H41L40 256L43 255V256H45V258H47V259H49V260L51 259L53 263L55 262V264H70L69 261H67V260H70V262H71V260L73 259V257H72V259H71V258H70V259H69V258L67 259V258L65 257V255H64V257L66 258V261H65V258L63 257V254H60V253H58V252H59V251H61V252H64V251H65V254L68 255V254L71 253V252H70V251H67V250H69V249H70V250H71V249H72V250H75V249L72 248V247H73V245H74L73 242H75L77 236H76L75 240H74V239L70 240L71 238H70V236L68 237V235H71V237L74 238L73 234H74V233H75V234L78 233L79 228H78V230H76L77 228L75 229L77 232L72 231V230L74 229V228H72L71 231L74 232V233H71V231L68 232V231L70 230V228H71V227H69L70 225H69V226H68V225H67V226L65 225V227H67V229H68V227H69L68 231L65 230L66 228L63 229V228L60 226V227L64 230V232H61L62 230H61V228L59 227V225H61V224L63 223V220H61L62 223H61V221H60L61 224H60L58 221H57L58 223L56 224V222H55L56 220H55V219H54L55 221L53 220V221L55 222V223H54V222L52 221V218H53V217L50 216L49 214H46ZM71 217H70V218H71ZM27 218H28V216H27ZM61 218H63V217H61ZM64 218H65V217H64ZM76 218H78V217H76ZM82 218H83V215H82ZM29 219H30V218H29ZM29 219H28V220H29ZM39 219H40V218H39ZM59 219H60V218H59ZM88 219H89V218H87V220H88ZM9 220H12V219H9ZM30 220H31V219H30ZM33 220H34V218H33ZM36 220H37V219H36ZM41 220H43V219L41 218L40 221H41ZM65 220H68V217H67V219H65ZM65 220H64V221H65ZM74 220H77V219H74ZM78 220H79V219H78ZM84 220H85V219H84ZM31 221H32V220H31ZM37 221H38V220H37ZM37 221H35V222H37ZM40 221H38V222H40ZM43 221H44V220H43ZM43 221H42V222H43ZM70 221H73V220H70V219H69V222H70ZM80 221H81V218H80L79 222H80ZM29 222H30V221H29ZM38 222H37V223H38ZM44 222H45V221H44ZM47 222H46V224H47ZM66 222H68V221H66ZM79 222H77V223H79ZM84 222H85V221H84ZM75 223H76V222H75ZM80 223H81V222H80ZM85 223H86V222H85ZM22 224H23V223H22ZM40 224H42V223H40ZM44 224H45V223H44ZM48 224H47V227H49ZM64 224H65V222H64ZM66 224H67V223H66ZM69 224H70V223H69ZM81 224H83V222H82ZM86 224H87V223H86ZM26 225H29V224L26 223ZM26 225L23 224V226H25L24 228H28V227H29V226L27 227ZM33 225L35 226V223L32 224V226H33ZM76 225H77V224H76ZM6 226H8V225H6ZM38 226H40V225H38ZM62 226H63V225H62ZM72 226H73V225H72ZM81 226H82V225H81ZM86 226H87V225H86ZM10 227H11V226H10ZM45 227H46V226H45ZM58 227L60 228L61 231L58 229ZM30 228H32V227H30ZM37 228H39V227H37ZM46 229H47V228H46ZM49 229H50V228H49ZM15 230H16V229H15ZM40 230H42V229H40ZM40 230H38V231H40ZM43 230H44V229H43ZM43 230H42V231H43ZM7 231H8V230H7ZM25 231H26V229H25ZM38 231H37V232H38ZM66 231H67V232H66ZM28 232H29V233H26L24 236H23V234H22V232H21L22 235H21V234H20V235H21L22 237H21L19 234H17V235H19V237H21V238H24V237H25L26 239L29 238V242H31V239H32V242H33L35 238L32 237V235L30 234V233H31L30 231H28ZM60 232H61V233H60ZM18 233H20V231H19ZM33 233H34V232H33ZM35 233H36V232H35ZM35 233L33 234L34 236H35ZM39 233H40V232H39ZM70 233H71V234H70ZM85 233H86V231H85ZM94 233H95V232H94ZM9 234H10V233H9ZM46 234H48V233H46ZM49 234H48V235H49ZM75 234H74V235H75ZM12 236H13V235H12ZM120 236H121V235H120ZM10 237H11V235H10ZM35 237H36V236H35ZM13 238H14V237H13ZM16 238H17V236H16ZM36 238H37V237H36ZM39 238H41V237H39ZM69 238H70V239H69ZM98 238H100V237H98ZM14 239H15V238H14ZM14 239H13V240H14ZM26 239H25V240H26ZM44 239H45V238H44ZM78 239H80V238L78 237ZM102 239H103V238H102ZM104 239H105V238H104ZM104 239H103V240H104ZM114 239H115V238H114ZM15 240H16V239H15ZM37 240H38V239H37ZM41 240H42V238H41ZM73 240H74V241H73ZM83 240H84V239H83ZM88 240H89V239H88ZM88 240H87V243H88ZM94 240H95V238H94ZM35 241H36V240H35ZM39 241H40V240H39ZM39 241H38V242H39ZM42 241H43V240H42ZM69 241H72L73 244H72L71 242H69ZM80 241H81V240H80ZM104 241H105V240H104ZM104 241H103V242H104ZM15 242H17V245H18V244L21 245L20 242L18 243V240L15 241ZM22 242H24V241H22ZM40 242H41V241H40ZM94 242H95V241H94ZM105 242H106V241H105ZM6 243H7V242H6ZM9 243H10V241H9ZM42 243H43V242H42ZM75 243H76L75 245H76V246L78 245L80 248H81L82 246H84L82 243H81L82 246L79 245L78 242H75ZM95 243H96V242H95ZM106 243H107V242H106ZM120 243H121V242H120ZM10 244L13 245V243H10ZM10 244H9V245H10ZM23 244H24V243H23ZM23 244L21 245L22 247H23ZM97 244H98V243H97ZM102 244H104V243H102ZM33 245H34V244H33ZM37 245H38V244H37ZM39 245H42V244H39ZM86 245L89 246V245L86 244V242H85V246H86ZM98 245H100V244H98ZM76 246H75V247H76ZM85 246H84V247H85ZM92 246H93V245H92ZM94 246H97V245H94ZM94 246H93V248H94ZM100 246H101V245H100ZM104 246H105V245H103L102 248H104ZM13 247L15 248V245H14ZM19 247H20V246H18V248H19ZM22 247H21V248H22ZM24 247H25V246H24ZM36 247H37V246H36ZM69 247H70V248H69ZM79 247L76 248V250L79 249V250L81 251V254L79 253L78 250H77V251H78V253H79L80 255H79V254L77 255L76 252H75V253H76V254H75L74 251L71 250V251H72L71 255H73V253H74L75 255H73V256H79V258H82V259L80 260L79 264H90V262H89L90 259H89L88 257L91 258V256H94V255L91 254V253H92V250H91V252H90V251H89V247H88V248L85 247L87 250L84 249V247H82L83 249H80ZM97 247H98V246H97ZM109 247H110V246H109ZM160 247H161V246H160ZM21 248H20V250L23 249V248H22V249H21ZM29 248H27V249L29 250ZM37 248H38V247H37ZM39 248H40V246H39ZM110 248H111V247H110ZM161 248H162V247H161ZM24 249H25V248H24ZM27 249H26V250H27ZM46 249H47V248H46ZM99 249H101V248L99 247ZM107 249H109V248H107ZM20 250H19V251H20ZM41 250H42V251H41ZM62 250H63V251H62ZM101 250H102V249H101ZM110 250H111V249H110ZM163 250H164V249H163ZM165 250H166V249H165ZM22 251H23V250H22ZM95 251H96V250H95ZM97 251H100V250H97ZM106 251H107V250H106ZM108 251H109V250H108ZM8 252H9V251H8ZM25 252L23 251L22 254H25ZM33 252H34V249H33ZM67 252H68V254H67ZM93 252H94V250H93ZM104 252H105V250H104ZM104 252L102 251L103 254L106 253V252H105V253H104ZM130 252H131V251H130ZM130 252H129V253H130ZM14 253H15V252H14ZM17 253H18V252H17ZM17 253H15L16 255L14 254V256H15V257H14V256H13V252H12V257H13V258L11 257V259H12V260L15 259V262L17 261V262H16L17 264H18V262L22 263L23 261L26 263V260H27V259L23 260V259L25 258V256H24V258H23V256H22L21 254H17ZM57 253H58V254H57ZM89 253L91 254V256L89 255ZM97 253H98V252H97ZM97 253H96L95 255H97ZM109 253H110V252H107L106 254H109ZM98 254H99V253H98ZM7 255H8V254H7ZM17 255H18V256H17ZM30 255H29V256H30ZM69 255H70V254H69ZM69 255H68V257H70ZM100 255H101V254H100ZM128 255H129V254H128ZM132 255H133V254H132ZM132 255H131V256H132ZM5 256H6V255H5ZM27 256H28V255H27ZM38 256H39V257H38ZM43 256H42V257H43ZM101 256H102V255H101ZM116 256H117V254H116ZM0 257H1V256H0ZM3 257H4V256H3ZM6 257H7V256H6ZM18 257H20L21 259H18ZM104 257L107 258L108 255H107V257L104 255ZM109 257H110V255H109ZM134 257H135V256H134ZM45 258H44V259H45ZM53 258H54V259H53ZM79 258H78V259L75 258V259H76V260L74 259L75 262H76L77 260L79 261ZM101 258H102V257H101ZM130 258H131V257H130ZM2 259H3V258H2ZM7 259H8V257H7ZM87 259H89V260H88L87 262H85ZM110 259H111V258H110ZM135 259H136V258H135ZM164 259H165V258H164ZM12 260H11V261H12ZM20 260H23V261H20ZM41 260H42V258H41ZM49 260H48V261H49ZM74 260H72V262H74ZM103 260H104V259H103ZM112 260H113V259H112ZM112 260H111V261H112ZM116 260H117V259H116ZM132 260L134 261L133 258H132ZM8 261H9V259H8ZM106 261H107V259L104 261V262H105L104 264H106ZM118 261H119V260H118ZM135 261H136V260H135ZM0 262H1V260H0ZM12 262H13V261H12ZM46 262H47V260H46ZM49 262H51V261H49ZM91 262H92V261H91ZM97 262L99 263V261H97ZM100 262H101V261H100ZM102 262H103V261H102ZM108 262H109V264H112V263H110L109 260H108ZM114 262H115V261H114ZM126 262H127V261H126ZM131 262H132V261H131ZM20 263H19V264H20ZM25 263H24V264H25ZM77 263H78V262H77ZM77 263H75V264H77ZM128 263H129V261H128ZM136 263H137V262H136ZM6 264H8V263L6 262ZM26 264H27V263H26ZM49 264H50V263H49ZM71 264H72V263H71ZM73 264H74V263H73ZM91 264H92V263H91ZM113 264H114V263H113ZM125 264H126V263H125ZM132 264H135V262L132 263Z\"/></svg>", "mask_w": 264, "mask_h": 264}, {"label": "crops", "instance_id": "obj_3", "mask_svg": "<svg viewBox=\"0 0 264 264\" xmlns=\"http://www.w3.org/2000/svg\"><path fill=\"white\" fill-rule=\"evenodd\" d=\"M208 220L214 224V228L221 231L225 228L224 223L207 215ZM210 216V217H209ZM232 234L248 235L249 238H253V252L256 258L259 260V264H264V225L260 222L243 221L238 226L231 229Z\"/></svg>", "mask_w": 264, "mask_h": 264}]
</instances>
